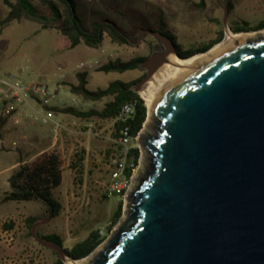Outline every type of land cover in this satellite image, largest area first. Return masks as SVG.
Returning <instances> with one entry per match:
<instances>
[{
    "label": "water",
    "instance_id": "1",
    "mask_svg": "<svg viewBox=\"0 0 264 264\" xmlns=\"http://www.w3.org/2000/svg\"><path fill=\"white\" fill-rule=\"evenodd\" d=\"M219 3L222 43L232 32ZM144 36L163 50L139 64L137 96L171 57L187 60L152 30L137 32L135 48ZM135 141L147 168L125 197L123 222L82 264H264V38L239 39L183 75ZM48 221L33 224L32 240L74 262L37 236Z\"/></svg>",
    "mask_w": 264,
    "mask_h": 264
},
{
    "label": "rangeland",
    "instance_id": "2",
    "mask_svg": "<svg viewBox=\"0 0 264 264\" xmlns=\"http://www.w3.org/2000/svg\"><path fill=\"white\" fill-rule=\"evenodd\" d=\"M31 1L40 11L47 12L39 6L38 0ZM73 1L76 3V14L88 32H91L93 22L108 20L116 24L127 36L136 39L138 31L153 29L158 9L163 12L168 30L186 51H197L217 42V38L212 33L215 26L211 25L210 20L217 19L218 30L222 35L224 32V12L216 0H204L206 7L203 11L194 9L198 0ZM231 3L233 9L228 13L226 20V27L230 31L233 29L254 31L264 21V0H231ZM7 12V8L0 0V18H4ZM261 32L264 30L257 33ZM154 43L153 39L146 36L136 48L135 44L118 47L110 44L104 36L101 46L96 50L85 48L83 45L69 50L68 40L60 36L56 30H41L38 25L30 22H15L0 34V82L8 81L14 76L22 84L41 83L50 93L55 92L57 98L63 97L68 105L74 104V108L86 111L89 105L81 102L68 91L69 84H77L76 74L87 73L86 88L91 92L103 90L113 82H134L144 75V71L105 74L96 70L109 61L126 62L131 59L147 58ZM107 101L103 100L93 108L99 110ZM33 129L43 131L40 140L33 139ZM144 131L150 133L147 129ZM113 133L112 123L96 120L84 122L74 118V142L71 145L74 147V163H78L76 161L78 156L81 162L74 169V174L70 168V160L68 164H63V182L53 192V198L57 201H61L62 195L71 197L74 201V213H71L72 218L67 220L68 228L65 231V237L74 244L85 239L92 230L104 232L117 205L121 203V216L100 246L106 243L125 219L126 195L136 188L138 180L147 168L146 154L140 150L134 140L132 147L137 148L139 152L137 165L133 168L122 194L108 196L112 170L109 162L118 151ZM52 137L50 125L43 124L39 116L26 107H21L18 113L8 119L5 127L0 130V200L3 194L8 192L7 179L13 172L12 165L19 159L27 161L32 156L31 149H35L37 145L40 148L47 147ZM13 143L16 145L15 150L12 148ZM48 151H55V148ZM75 151L79 153L75 155ZM27 217L44 220V207L36 202H10L0 206V222L9 219L20 230L16 247L9 254H20L27 248L34 253L39 252L43 264H53L56 257L52 252L39 247L32 238L28 237L24 225ZM48 228H51V225L44 224L39 226L36 232L46 231ZM20 245L22 247L19 250ZM2 255L0 250V259ZM92 256L83 260L87 261Z\"/></svg>",
    "mask_w": 264,
    "mask_h": 264
},
{
    "label": "trees",
    "instance_id": "3",
    "mask_svg": "<svg viewBox=\"0 0 264 264\" xmlns=\"http://www.w3.org/2000/svg\"><path fill=\"white\" fill-rule=\"evenodd\" d=\"M186 1V0H174ZM222 2L227 8L228 13L233 9L231 0H216ZM39 6L47 12L40 11L31 0H2V4L7 8L8 12L4 18H0V34L12 23L30 22L36 24L41 30H56L58 34L69 42V50H74L79 45L85 48L96 50L101 46L103 37L110 44L118 47L132 46L136 43L137 38L133 39L122 32L116 24L111 21H95L91 24V32L86 30L82 20L76 14V3L73 0H38ZM205 1L198 0L194 5L195 11H203L205 9ZM264 30V21L258 25L254 31L250 30H231L232 34L252 33ZM152 31L158 32L168 38L175 46L179 57L189 59L198 54L208 52L213 46L219 44L223 35L220 34L217 42L197 51H186L178 43L177 38L168 30L164 20L163 12L158 9L156 11L154 26ZM147 58L131 59L126 62L120 60L109 61L105 65L98 68L96 71L101 73H117L123 74L126 72L140 71L139 64ZM142 77L131 83L113 82L103 90L88 91L87 90V73L76 74V85L69 86V92L81 102L89 105L86 111L76 108L50 110L56 114L69 115L77 120L89 122L92 120L100 122H109L113 126V138L118 139V131L122 127L119 123H114L121 108L128 104L134 103L135 110L131 122L125 124L128 127L129 136L134 140L141 131L143 123L146 119L147 109L139 96L131 92L132 85L136 84ZM103 100H108L104 103L101 109L93 108L94 105L101 103ZM8 119L0 120V130L3 129ZM117 146V145H116ZM118 150V147H117ZM139 159L138 149L133 147L130 149L127 156V168L125 170L126 178H130L133 168L137 165ZM81 162L80 156L76 160ZM78 163H74L71 169H76ZM17 168L7 179L8 192L3 194L0 200V206L6 203H30L36 202L44 207V219L49 218V221L57 218L61 211V206L53 198V192L62 184V164L59 155L54 152H44L31 162L24 160L18 161ZM116 196V195H115ZM121 203L116 207V210L109 219V226L104 232L92 230L88 233L85 239L74 244L70 249H64L61 239L56 235L41 236L36 232L37 236L46 243L62 247L64 255L73 261H80L88 257L96 248H98L111 233L116 226L121 216ZM39 221L35 217H27L24 220V225L27 229L28 237L31 238V227ZM48 221V222H49ZM8 225L7 228H10ZM53 264H62L58 256Z\"/></svg>",
    "mask_w": 264,
    "mask_h": 264
},
{
    "label": "built area",
    "instance_id": "4",
    "mask_svg": "<svg viewBox=\"0 0 264 264\" xmlns=\"http://www.w3.org/2000/svg\"><path fill=\"white\" fill-rule=\"evenodd\" d=\"M57 94L50 93L41 83L22 84L14 76L8 81L0 82V120L9 119L18 113L21 107H26L35 112L43 124H49L52 130L53 139L57 141L59 134L63 130V125L56 121V113L51 111ZM74 102V101H73ZM135 105L128 103L124 105L118 113L114 123L122 125L118 131V139L114 140L118 147L117 155L110 160L109 166L111 184L108 196L121 195L126 188L129 179L125 176L127 168V156L132 149L133 140L129 136V129L125 126L131 122L134 116ZM15 150V143L12 144ZM79 152L75 151V155ZM70 166L74 165V147L71 149ZM71 168V167H70ZM74 174V168L71 169ZM74 198V197H73ZM11 225L10 228H7ZM20 236L19 228L13 221L7 219L0 222V250L3 253L0 264H43L44 261L39 252L31 249H23L21 253L9 254L16 247Z\"/></svg>",
    "mask_w": 264,
    "mask_h": 264
},
{
    "label": "crops",
    "instance_id": "5",
    "mask_svg": "<svg viewBox=\"0 0 264 264\" xmlns=\"http://www.w3.org/2000/svg\"><path fill=\"white\" fill-rule=\"evenodd\" d=\"M210 22H211V25L213 24L215 26V28L212 29V33H213V35H215L216 38H218V36L220 34H222V32L219 31L217 28V22L218 21H217V19H212V20H210ZM70 85L71 84H69V86ZM68 91H69V87H68ZM67 103L68 102H66V100L63 97L56 98V100L53 103V108H56V109L74 108V104L68 105ZM57 115L58 114H56V121L61 123V124L63 122L65 123V124H62L63 130L59 134L57 141H54V139L52 137V139L50 140V144L47 147L40 148L39 145L35 146V149H31V151H30V152H32V156H30V158L26 162H31L32 160L37 158L42 153L51 152L48 150L55 148L54 152H56L59 155L62 166L64 163L68 164L70 157H71V149H72L71 143L74 142V118H72L69 115H65V116L60 115L61 117L57 116ZM7 122H8V120H7ZM15 124H16V122H15ZM51 132H52V130H51ZM32 135H33V139L40 140L41 136L43 135V131L33 129ZM21 160H23V159H21ZM18 165H19L18 162H15L11 167L12 171H14ZM63 178H64V172L62 174V182H63ZM61 198H62L61 201L63 203H61L60 200L57 201L61 206V211H60L59 216L57 218L49 221L48 223H46L48 225H51V228H48V230H46V231L39 232V234L41 236H48V235L58 236L61 239L63 248L68 250L74 246V242L68 241V239L65 237V235H66L65 231L68 228L67 220L69 218H72L71 213H74V201L71 199V197L68 198L64 195H62ZM22 245H20L19 250L21 249Z\"/></svg>",
    "mask_w": 264,
    "mask_h": 264
},
{
    "label": "bare ground",
    "instance_id": "6",
    "mask_svg": "<svg viewBox=\"0 0 264 264\" xmlns=\"http://www.w3.org/2000/svg\"><path fill=\"white\" fill-rule=\"evenodd\" d=\"M257 36L264 38V32L257 34L248 33L237 35L228 33L222 43L214 46L205 54L193 56L184 61H180L175 59L174 57H171V64L164 65L152 76L151 80L146 84L144 90L139 93V98L146 106L147 111L150 112L158 99L183 75H186L194 68L202 65L211 57L216 55L219 51L223 50L235 41L239 39H253ZM84 262L85 260L82 259L80 261L74 262L66 261L65 264H82Z\"/></svg>",
    "mask_w": 264,
    "mask_h": 264
},
{
    "label": "flooded vegetation",
    "instance_id": "7",
    "mask_svg": "<svg viewBox=\"0 0 264 264\" xmlns=\"http://www.w3.org/2000/svg\"><path fill=\"white\" fill-rule=\"evenodd\" d=\"M146 37V36H144ZM148 37V36H147ZM150 38V37H149ZM152 39V38H151ZM154 40V39H153ZM154 46L151 48V51H150V55L153 51H157V52H161L163 50V47L157 42L154 40ZM149 55V56H150ZM148 58V57H147ZM144 75H145V72H144ZM144 75L142 76V78L144 77Z\"/></svg>",
    "mask_w": 264,
    "mask_h": 264
}]
</instances>
